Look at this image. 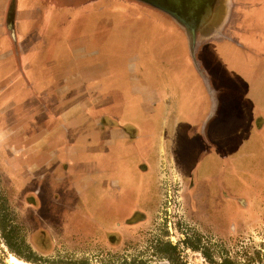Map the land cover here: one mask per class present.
Returning <instances> with one entry per match:
<instances>
[{
  "label": "flooded vegetation",
  "instance_id": "af4514ba",
  "mask_svg": "<svg viewBox=\"0 0 264 264\" xmlns=\"http://www.w3.org/2000/svg\"><path fill=\"white\" fill-rule=\"evenodd\" d=\"M51 1L55 5L71 6L70 11L73 9L80 14L77 16L78 19L75 18V20L70 21L71 24L67 20L66 27L69 28L66 34H73L74 29H78L79 26L83 30L85 29V33H88L89 30L92 33L95 30L99 33V38L102 39L100 43L94 42V45L102 46L104 49H102V56H98L97 54L96 57L100 59L106 57L110 65L109 73L113 74L112 76L115 75L112 79L122 81L123 83H121L124 85V87L122 86L124 98H118V100L113 101L102 99L99 104H102L101 106L104 107V103L107 102V107L102 108L100 112L115 111L118 113H106L108 115L102 116L96 115L97 119L102 118L104 125L108 128V139L101 142L97 141L99 143H91V150L99 154L100 158L105 159V171L91 176L95 184L89 186V192L93 189L91 187L98 186L101 188V194L84 196L76 192L74 193V188L70 185L71 177H69L68 172H59L57 170L56 163L59 161L58 158L66 157L63 151L59 153L57 149L54 150L53 154L49 155L47 163L44 166L42 165V171L37 170V176H34L32 172H28L24 164L26 160L25 151L33 143L36 149L32 148L31 150L37 156L38 154H42L43 150L46 151L48 147L46 145L51 141L52 137L65 132L59 131L63 129L61 126L64 123L61 124L60 129L57 128L56 130H51V132L46 131L44 127L42 128L44 122L48 124L47 118L56 117L55 115L52 116L53 114H48L46 110V108L50 109L53 106L56 98L39 100L24 96L18 100L10 98L13 102H20L19 100H22L23 104L29 103L33 105V110H36V113H21L24 115L23 119L21 116H18L19 109L13 106V102L4 103V99H2L4 92L8 93L11 90L22 92V90H28V87L25 84L26 77L21 62L18 61L17 57H14V61H11L12 65H10V59H8L10 53L2 52L0 49V94L2 95L0 97V111L3 114L11 113L17 115V122L21 125L24 133V135H20L22 136L21 138L13 139L12 137L4 136L5 139L1 149V156L3 157L2 173L4 178L8 180L10 193L20 196L21 208L26 210L27 207H30L35 210L36 216L34 219L38 228L37 235L41 238L49 236L48 227L61 225L67 227L66 232L71 230L70 232L74 233V228H76L77 224H90L96 228L98 231L96 233L101 236L108 232V227L121 226L124 218V222L127 224L138 223L147 219L151 210L156 206L157 178L165 177V174H168L173 169L178 173L181 172L186 177H191V179L200 177L204 159H208L206 155H209L208 152L213 149L210 148V145L217 144L208 136V131L204 128L205 130L200 131L199 134V144L202 146V149L200 147L198 152L193 148L188 149V154L190 156L193 155L194 160L187 159V151H184L179 138L182 131L171 129L176 117L174 115V106L166 109V114L156 115L155 118L150 120L146 114L147 108L144 107L146 92L135 91L134 83L137 81V76L132 74L130 66L141 62L145 63L144 61L148 60L149 56L151 58H159V56L163 55L165 57L169 56V59L172 61H185L186 65H188L189 60L194 64L197 63L199 69L196 70L204 82V90H206L210 97L213 113L212 119L214 120L218 114L217 91L212 86V78L208 73L204 69H201L203 73L200 70L201 53L202 49L209 43L231 37L226 35V33L222 34L219 32L226 25L228 19L226 18L218 25L216 24V20L209 21L210 19L204 18V16L211 18L213 12L217 14L219 0ZM118 3L146 13V17L148 18H144L143 21L145 20L154 26V33L137 34L136 30L137 28H141V26L136 24L135 19L131 15H128L127 19L124 18V26L121 20L114 19L115 16L113 14H111L112 16L108 15L107 12ZM6 7L4 17L1 15L3 9L1 8L0 10V22L1 25H5L8 35L13 37L16 1L9 0ZM82 16L87 19H83ZM92 17L95 18L93 19ZM139 22L141 21L139 20ZM48 24L45 22L41 26L44 28ZM51 25L60 27L58 23L49 24L48 27H51ZM71 27L73 30H71ZM165 27H169L170 29L176 28L183 34L172 32L165 34L163 32H168L164 30ZM53 36L55 35L49 34V39H53ZM132 48H136V53L124 62L123 59L127 56V51ZM4 65L6 66L5 69H3ZM173 67L170 68L171 71L167 74L177 73L178 68ZM124 72L129 73L128 76ZM4 78L10 79H6L7 81H5ZM142 78L145 77L142 76ZM130 87L133 92L132 94L140 96L137 101L128 97L129 95L127 94L130 92ZM122 90L119 89L118 92L122 93ZM180 94L182 99L183 92ZM141 97L142 99H140ZM90 101L94 102V106L98 105L97 101ZM111 102L113 103L110 104ZM89 109L93 111V108ZM136 109L139 114H134L137 111ZM208 117H211V115ZM163 118L169 119V124L166 125L167 128L156 129L157 127L162 128L161 122H163ZM8 130L4 128L3 134H9ZM7 147L10 152L16 151L19 154H10L6 150ZM204 148L206 149L204 150ZM164 153L166 154L164 155ZM120 159L121 163L119 162ZM135 163L139 168L136 167ZM146 169L151 175L147 176L146 181H139L138 172H144ZM127 180L133 183V187H131V184ZM124 181L128 182V188L123 187ZM192 186L190 185L189 189H193ZM116 230L111 231L115 232ZM78 234L83 236L88 235L81 232Z\"/></svg>",
  "mask_w": 264,
  "mask_h": 264
},
{
  "label": "crops",
  "instance_id": "0c3cea01",
  "mask_svg": "<svg viewBox=\"0 0 264 264\" xmlns=\"http://www.w3.org/2000/svg\"><path fill=\"white\" fill-rule=\"evenodd\" d=\"M8 1L0 0V10L3 9L1 13L3 17ZM15 1L13 37L8 35L5 25H1L0 22V47H2L0 49L2 52L10 53L8 58L10 65H12L11 61H14V57H17L18 61L21 62L28 90L4 92L2 99L13 98L18 100L23 96L35 100L56 98L53 106L50 109L46 108L48 114H53L52 116L55 115L56 117L47 118L48 124L44 122L42 128L44 127L46 131L51 132V130L62 127L63 129L59 131H65L52 137L46 145L48 146L46 151L43 150V153L38 154V156L31 150L32 148L36 149L32 143L33 147L29 146L30 148L25 151V167L28 172L37 176V170L42 171L49 155L53 154L55 149L59 153L63 151L66 157L58 158L57 170L68 172L74 193L84 196L101 194V188L98 186L91 187L93 189L89 192V186L95 184L91 176L105 171V159L100 158L99 154L91 150V143L108 139V128L104 125L102 118L97 119L96 115L118 113L115 111L100 112L102 108L107 107V102L104 103V107L99 104L102 99L113 101L124 98L123 82L112 79L115 75L112 76L113 74L109 73L110 65L106 57H102L103 59L96 57L97 54L102 56V49H104L102 46L94 45V42L100 43L102 39L99 38V33L96 30L93 31L94 33L91 30L85 33V29L83 30L79 26L78 29H74V35L72 33L66 34L69 28L66 27L67 20L71 24L70 21L75 20V18L78 19L79 12L73 9L70 11L71 6L55 5L51 0ZM107 13L108 15L113 14L114 19L121 20L123 26L125 24L124 18L127 19L126 17L131 15L136 24L141 26V28H137V34L154 33V26L145 20L143 21L144 18H148L146 13L139 9L135 10V8L118 3ZM216 13L211 14V19H216V24L220 25L222 21L228 19L226 25L220 29V33L225 34L224 30L228 31V24L234 16L237 20L236 26L231 37L213 41L202 49L200 70L204 69L212 78V86L217 91L218 112L222 106L220 97L223 92H227V99L232 104L241 98L248 100L249 105L244 103L248 110L243 107L240 109L243 114L238 115L243 116L245 114L242 120L254 115L250 128L254 129L259 139L264 134L262 131L264 130V123L261 127L259 126L260 130L257 123L264 121V107L258 106L253 95L255 93L259 99L264 93L262 80V68L264 67L262 55L259 52L264 46V39L262 38L264 34V0H228V4L227 0H219ZM82 18L87 19L84 16ZM209 18L206 16L205 19ZM45 22L47 24L58 23L60 27L52 25L48 27V24L43 28L41 25ZM71 30H73L72 27ZM164 30L168 31L163 32L165 34L170 32L183 34L176 28L165 27ZM49 34L55 35L53 39H49ZM144 62L146 64L141 62L130 67L132 74L137 76V81L134 83L135 91L146 92L144 107L147 108L146 114L150 120L156 115L166 114V109L174 106L176 117L173 126L170 127L173 130L182 131V134L180 132L179 135L180 140L182 137H186L187 133L196 137V131H203L204 128L208 131L210 126L214 125L212 104L209 95L204 90V82L197 73L196 69H199L197 63L194 64L189 60L188 65H186L185 61H172L169 56L165 57L164 55L159 56V58L149 56L148 60ZM172 66L178 68L177 71L175 70L177 73L167 74L171 71ZM5 67L4 65L3 69ZM124 73L126 76L129 74ZM6 79L5 81H7ZM218 85H223L224 88L218 89ZM119 89L122 90V93L118 92ZM129 91L128 97L137 101L140 96L132 94L131 87ZM181 92H183L182 99ZM90 100L97 101L98 105L94 106V102ZM38 103L39 101L37 105ZM23 107L19 108L20 113H36L33 108L30 109L26 105ZM89 108H93V111ZM230 109L234 110L233 108ZM134 114H139L138 110ZM168 114L170 113L168 112ZM210 115L211 117H208ZM63 123L64 125L61 126ZM161 124L162 128L157 127L156 129H166L169 119L163 118ZM208 136L210 137L209 131ZM119 162L121 163V159ZM137 168L136 170H138ZM149 175L151 173L147 169L144 172L139 171L138 180L146 181ZM127 181H124L123 187L129 186ZM129 183L133 187V183L130 181Z\"/></svg>",
  "mask_w": 264,
  "mask_h": 264
},
{
  "label": "rangeland",
  "instance_id": "374dc122",
  "mask_svg": "<svg viewBox=\"0 0 264 264\" xmlns=\"http://www.w3.org/2000/svg\"><path fill=\"white\" fill-rule=\"evenodd\" d=\"M236 21L235 16L230 20L228 31L224 30L226 35L231 36ZM127 52L124 62L136 53V48ZM259 52L264 67V46ZM262 70L264 84V68ZM223 88L218 85V89ZM253 98L258 106L264 107V93L259 99L254 93ZM19 101L7 98L4 103L13 102L16 109L24 105L33 108ZM220 102L222 106L214 125L208 130L217 144L210 145L213 149L206 155L208 159H204L200 177L191 179L172 168L174 171L156 180V206L147 219L127 224L124 218L121 226L108 227V232L101 236L90 224H77L74 233L66 232L67 227L61 225L48 227L49 236L37 235L35 210L21 208L20 196L10 193L8 180L2 173L1 149L5 137L21 138L24 133L17 115L0 111V218L7 215L9 223L19 229L17 238L25 239L31 246L34 243L32 250L37 256H34L37 261H28L12 253L0 230V264H15L12 258L24 264H133L135 261L160 264L153 256L152 247L161 240L178 245L187 264H206L199 253L184 247L185 238H254L256 241L264 238V177L253 178V172L264 176V134L258 139L250 128L254 115L246 120H242L245 114L238 115L243 114L240 109L245 107L244 103L249 105L248 100L241 98L232 104L227 92H223ZM18 116L24 118L20 111ZM258 123L259 128L264 121ZM4 128L9 129V134H3ZM196 132V137L187 132V136L182 137L181 146L187 151V159L194 160L193 155L188 154L189 148L196 152L202 149L200 131ZM6 150L19 154L10 152L8 147ZM190 185L193 189H189ZM80 232L88 235H79ZM22 252L23 256H29L24 249Z\"/></svg>",
  "mask_w": 264,
  "mask_h": 264
},
{
  "label": "trees",
  "instance_id": "16d2710c",
  "mask_svg": "<svg viewBox=\"0 0 264 264\" xmlns=\"http://www.w3.org/2000/svg\"><path fill=\"white\" fill-rule=\"evenodd\" d=\"M262 170L264 173V168ZM263 177V174L258 175L253 172L254 179L261 180ZM1 212L5 213L4 210ZM0 230L12 253L28 261H37L35 260L37 256L32 250L34 243L32 242L33 246H31L25 239L17 238L19 229L9 223L7 215L0 218ZM13 236L15 238H12ZM182 244L187 250L199 253L206 264H264V238H260L259 241L254 238H231L229 240L223 238H185ZM23 249L29 256L22 255ZM152 251L153 256L158 258L160 264H187L180 247L169 241H157L152 247ZM124 264L129 263L125 262ZM133 264H148V262L135 261Z\"/></svg>",
  "mask_w": 264,
  "mask_h": 264
},
{
  "label": "bare ground",
  "instance_id": "6f19581e",
  "mask_svg": "<svg viewBox=\"0 0 264 264\" xmlns=\"http://www.w3.org/2000/svg\"><path fill=\"white\" fill-rule=\"evenodd\" d=\"M206 18V17H205ZM210 20L209 21H213L214 19H211V18H209ZM216 20V19H215ZM12 260H13V263H15V264H24V263H22V262H20V261H18L17 259H15V258H12Z\"/></svg>",
  "mask_w": 264,
  "mask_h": 264
},
{
  "label": "water",
  "instance_id": "95a60500",
  "mask_svg": "<svg viewBox=\"0 0 264 264\" xmlns=\"http://www.w3.org/2000/svg\"><path fill=\"white\" fill-rule=\"evenodd\" d=\"M205 25V24H204Z\"/></svg>",
  "mask_w": 264,
  "mask_h": 264
}]
</instances>
